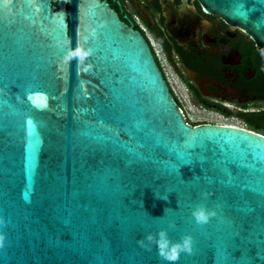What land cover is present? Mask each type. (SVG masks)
Here are the masks:
<instances>
[{
  "label": "water",
  "instance_id": "obj_1",
  "mask_svg": "<svg viewBox=\"0 0 264 264\" xmlns=\"http://www.w3.org/2000/svg\"><path fill=\"white\" fill-rule=\"evenodd\" d=\"M198 2L264 58V0ZM160 228L177 264H264V135L187 123L105 0H0V264H165L136 243Z\"/></svg>",
  "mask_w": 264,
  "mask_h": 264
},
{
  "label": "flooded vegetation",
  "instance_id": "obj_2",
  "mask_svg": "<svg viewBox=\"0 0 264 264\" xmlns=\"http://www.w3.org/2000/svg\"><path fill=\"white\" fill-rule=\"evenodd\" d=\"M105 1L147 40L187 123L251 130L248 118L264 115V58L239 28L198 0ZM197 114L216 120H193Z\"/></svg>",
  "mask_w": 264,
  "mask_h": 264
},
{
  "label": "clouds",
  "instance_id": "obj_3",
  "mask_svg": "<svg viewBox=\"0 0 264 264\" xmlns=\"http://www.w3.org/2000/svg\"><path fill=\"white\" fill-rule=\"evenodd\" d=\"M92 50L85 48L82 45H77L74 49L67 53L68 59L75 58L77 63H83L89 56H91ZM90 68L91 65H88ZM190 215L193 221L198 225H205L209 220L216 215V211L211 208H206L203 205H197L190 211ZM175 227L174 222H168V229ZM137 246L151 251L155 246L156 255L165 264H177L181 254L191 255L193 248V238L189 234H183L178 240H173L169 237L168 231L164 228L158 229L155 233L147 232L141 239L136 241Z\"/></svg>",
  "mask_w": 264,
  "mask_h": 264
},
{
  "label": "trees",
  "instance_id": "obj_4",
  "mask_svg": "<svg viewBox=\"0 0 264 264\" xmlns=\"http://www.w3.org/2000/svg\"><path fill=\"white\" fill-rule=\"evenodd\" d=\"M251 131L264 135V115H253L248 118Z\"/></svg>",
  "mask_w": 264,
  "mask_h": 264
},
{
  "label": "rangeland",
  "instance_id": "obj_5",
  "mask_svg": "<svg viewBox=\"0 0 264 264\" xmlns=\"http://www.w3.org/2000/svg\"><path fill=\"white\" fill-rule=\"evenodd\" d=\"M193 117H194L193 120L195 119V120H199V121H201V120L215 121L216 120L215 116H210V115H205V114L204 115L197 114V115H194ZM219 121H220V119H219ZM234 125H237L240 127H245L242 123H239V122H234Z\"/></svg>",
  "mask_w": 264,
  "mask_h": 264
},
{
  "label": "built area",
  "instance_id": "obj_6",
  "mask_svg": "<svg viewBox=\"0 0 264 264\" xmlns=\"http://www.w3.org/2000/svg\"><path fill=\"white\" fill-rule=\"evenodd\" d=\"M141 28H142V26L141 25H139ZM143 29V28H142ZM144 30V29H143ZM152 46L154 47V44L152 43Z\"/></svg>",
  "mask_w": 264,
  "mask_h": 264
}]
</instances>
